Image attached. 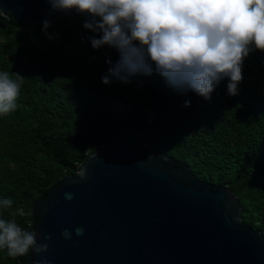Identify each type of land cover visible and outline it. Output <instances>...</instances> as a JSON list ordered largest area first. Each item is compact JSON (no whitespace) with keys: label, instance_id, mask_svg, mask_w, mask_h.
Returning <instances> with one entry per match:
<instances>
[{"label":"trees","instance_id":"1","mask_svg":"<svg viewBox=\"0 0 264 264\" xmlns=\"http://www.w3.org/2000/svg\"><path fill=\"white\" fill-rule=\"evenodd\" d=\"M91 19H58L45 31L0 12V70L24 77L17 109L0 115V200L13 201L0 207V218L33 231L35 199L49 196L91 154L131 142L187 162L201 180L226 185L239 197L244 221L264 233V51L252 45L235 96L227 78L211 99L181 93L154 67L130 83L104 84L120 54L109 45L92 47L90 38L102 32L84 27ZM20 209L26 215L13 217ZM29 259L30 253L13 259L0 249V264Z\"/></svg>","mask_w":264,"mask_h":264},{"label":"water","instance_id":"2","mask_svg":"<svg viewBox=\"0 0 264 264\" xmlns=\"http://www.w3.org/2000/svg\"><path fill=\"white\" fill-rule=\"evenodd\" d=\"M0 12L30 28L83 15L53 10L49 0H0ZM31 210L39 216L37 240L49 248L30 252V264H264V233L244 221L237 195L201 180L187 162L137 143L91 154Z\"/></svg>","mask_w":264,"mask_h":264},{"label":"clouds","instance_id":"3","mask_svg":"<svg viewBox=\"0 0 264 264\" xmlns=\"http://www.w3.org/2000/svg\"><path fill=\"white\" fill-rule=\"evenodd\" d=\"M53 10H75L92 17L84 27L102 32L90 38L93 48L109 45L118 50L119 61L102 77L104 84L112 78L130 83L137 74L153 71L183 93L188 90L211 99L215 86L228 79V94H239L243 81V62L252 45L264 51V0H49ZM45 31L50 22L45 20ZM111 64V60L108 61ZM24 77L0 70V115L14 112ZM190 106V101L185 102ZM84 175L83 172L80 173ZM65 199L73 198L71 193ZM13 201L0 200V207L11 208ZM25 216L20 209L16 215ZM77 226V236L84 234ZM72 238V231L61 233ZM36 231L24 230L15 218H0V249L13 259L30 252L48 251L39 243ZM50 240V236H45ZM37 264H50L45 258Z\"/></svg>","mask_w":264,"mask_h":264},{"label":"built area","instance_id":"4","mask_svg":"<svg viewBox=\"0 0 264 264\" xmlns=\"http://www.w3.org/2000/svg\"><path fill=\"white\" fill-rule=\"evenodd\" d=\"M115 141H117V138L114 139ZM144 147H147V144L143 145ZM82 166V164H80V167Z\"/></svg>","mask_w":264,"mask_h":264}]
</instances>
